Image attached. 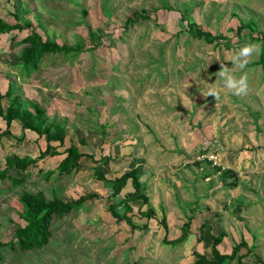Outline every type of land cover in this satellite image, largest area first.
Here are the masks:
<instances>
[{
  "label": "rangeland",
  "instance_id": "1",
  "mask_svg": "<svg viewBox=\"0 0 264 264\" xmlns=\"http://www.w3.org/2000/svg\"><path fill=\"white\" fill-rule=\"evenodd\" d=\"M134 10L150 18L125 29ZM15 12L19 22L30 27L0 36L1 90L6 91L12 81L14 95L25 107L42 104L49 121L64 124L69 138L94 158H84L78 172L61 175L56 170L47 180L36 174L37 169L56 168L65 153L48 155L27 169L34 174L21 185L0 181V264H194L195 252L211 255L209 230L223 235L219 245L223 253H231L242 239L255 245L251 254L241 248V264H260L257 258L264 262L260 53L243 71L234 69L235 75L247 77L246 94H232L216 76L221 64L233 68L230 58L244 44L261 46L264 0H0V18L16 22ZM181 17L224 38L220 44L196 38L184 29ZM32 30L43 39L78 46L79 51L48 53L39 68L26 76L20 71L22 46L18 44ZM226 42L231 46L226 47ZM209 88H215L217 98L206 97ZM0 129H5L1 119ZM11 131L12 137L4 135L1 140L0 155L26 150L36 156L46 147L42 138L30 143L23 138L25 143L15 146L22 133L18 126ZM130 145L132 149L127 148ZM200 154L205 158L198 159ZM146 155L149 163L170 165L168 174L163 168L159 172V197L150 194L147 206L152 208L158 201L159 209L174 206L166 216L167 237L176 239L185 230L186 239L180 244L163 242L165 214L160 211L149 220L146 231L118 222L110 206L123 211L120 201L133 191L131 180L112 196V185L92 171L97 164L115 178L136 168L149 195L155 189H150L154 186L141 166ZM209 155L224 167L213 166ZM185 180L192 184L187 193ZM23 190L44 191L48 199L70 200L86 193H96L98 198L56 220L44 247L22 253L2 243L13 239L16 226L24 224ZM201 193L203 199L194 201L193 196ZM132 205L133 222L144 223L137 204ZM203 224L209 227L198 241ZM224 264L240 263L234 258Z\"/></svg>",
  "mask_w": 264,
  "mask_h": 264
},
{
  "label": "trees",
  "instance_id": "2",
  "mask_svg": "<svg viewBox=\"0 0 264 264\" xmlns=\"http://www.w3.org/2000/svg\"><path fill=\"white\" fill-rule=\"evenodd\" d=\"M17 18L16 22L5 21L0 18V36L2 34L13 33V31H22L30 27V24H22L19 22V16L15 12L13 15ZM150 18L149 14L145 12H139L134 10L127 17L124 25L125 29H128L131 25L139 22L140 19ZM185 22L184 29L196 38L204 39L207 42L217 41L220 44V39L224 38L222 35H215L211 31L202 29L195 22L186 21L185 17H181ZM244 25L242 24L240 28ZM239 28V29H240ZM242 29H240L241 31ZM16 35L11 37L14 41ZM261 49L259 64L264 67V36L260 38ZM19 46H22L19 64L20 71L29 76L33 71L39 68V65L43 57L48 53H63L69 54L79 51L78 46H70L67 44H60L56 41L43 39L42 35L35 30L30 31L26 36L19 41ZM226 47H230V43H224ZM15 43H11V47H14ZM14 86L12 81L9 82V86L6 91H2L0 87V119L5 124V129H0V143L4 135L12 137L11 128L18 126L22 136L17 141L15 146H19L22 141L28 136L26 133H33L35 139L43 138L46 141V147L44 150H40L39 154L35 157L25 153H19L16 151H10L0 160V181L8 180L12 187H16L24 183L29 176L27 170L30 166L37 163L38 160L50 155L57 156L65 153L63 159L60 160L56 168L43 171L42 168H38L36 174L43 175L47 180L58 170L61 175H69L73 172H78L83 167L84 158H94L91 153H85L81 151L76 142L69 138L68 132L61 122L49 121L46 116V109L40 103H31L25 107L23 101L19 95H14ZM24 138V139H23ZM60 147H64L60 150ZM106 161L110 160L109 156H104ZM220 168V167H216ZM93 174L99 179L105 181V183L111 184L113 191L112 196L119 195L127 182L131 180L133 191L126 192L122 197L120 203L124 207L123 211L117 210L116 205L112 204L110 210L113 216L117 218L118 222L125 221L130 224L132 229H138L140 231H146L149 227V220L156 216L153 208L148 207V196L145 186L140 181V174L138 169L133 168L129 172L123 173L119 177L109 178L104 171L96 164L92 167ZM98 198L96 193H86L80 195L77 198L70 200H64L58 196H54L52 199H48L44 191L32 192L29 190H23L20 195V201L24 205V214L22 219L24 224H18L13 232V239L6 243H2V246L9 247L12 251H20L27 253L40 249L49 243L52 235V226L56 220L63 218L69 213L78 210L85 202ZM137 204L141 217H144L146 221L142 224H136L133 222L130 213L133 211V205ZM165 227V236L163 242L167 245H177L182 243L186 239V231L176 239H168L167 232V218L166 215L161 220ZM188 222L185 226H188ZM209 227L207 224L201 226V234L197 238L198 241L204 238L203 229ZM210 249L211 255L195 252L196 261L194 264H224L227 261H231L234 258L238 259L241 264L244 254L239 252L242 247L247 248L248 253H252L255 249V245L252 243L249 245L245 239H242L239 243H235L231 253H223L219 249V245L223 240L222 234H215L209 230ZM257 263L264 264L260 258H257Z\"/></svg>",
  "mask_w": 264,
  "mask_h": 264
},
{
  "label": "clouds",
  "instance_id": "3",
  "mask_svg": "<svg viewBox=\"0 0 264 264\" xmlns=\"http://www.w3.org/2000/svg\"><path fill=\"white\" fill-rule=\"evenodd\" d=\"M260 45L255 42H248L244 44L235 54L230 58V62L233 68L221 64L220 70L216 73V76L223 81V87L234 95H244L248 90V80L245 75L237 76L234 73V69L243 71L252 58L258 56L260 53ZM213 96L218 97V93L215 88H209L206 97Z\"/></svg>",
  "mask_w": 264,
  "mask_h": 264
},
{
  "label": "crops",
  "instance_id": "4",
  "mask_svg": "<svg viewBox=\"0 0 264 264\" xmlns=\"http://www.w3.org/2000/svg\"><path fill=\"white\" fill-rule=\"evenodd\" d=\"M144 116H146L148 113H146V112H144ZM14 126H17V125H14ZM131 130V129H130ZM132 131V130H131ZM28 136H26V138H25V141H27V142H29L30 143V141H28V140H32V141H36V139H35V135L33 134V133H26ZM43 139V138H42ZM44 140V139H43ZM45 141V140H44ZM23 142V141H22ZM46 142V141H45ZM25 142H23V143H21V144H24ZM20 144V145H21ZM0 148H1V145H0ZM127 148H129V149H132L133 147H132V145H130V146H128ZM144 150H146V148L145 147H142ZM16 152H19V153H22V154H25V153H27L26 152V150H18V151H16ZM39 152H40V150H39ZM39 152H38V154H39ZM147 151H144V153H146ZM28 154V153H27ZM37 154V155H38ZM36 155V156H37ZM3 156H5V155H0V159L3 157ZM33 156V155H32ZM33 157H35V156H33ZM147 160H150V157L148 156V155H146L145 157H144V160L142 161V165L141 166H143L144 168H145V172L144 173H147L148 175H149V177L147 178V175H146V180H148V179H150L149 180V182H150V186L151 185H153L154 187H152V188H150V189H155V190H153V191H151L150 193H149V195H148V193H147V196H148V199H149V201L151 200V198H149V197H151L150 196V194L152 195V197H155V196H158L159 197V195L157 194V191H156V183H157V179L159 178V172L162 170V168H163V170H166V169H169V172H170V165L166 162L164 165H162V164H160V163H155V162H147ZM150 164V165H149ZM162 170V171H163ZM166 172H167V170H166ZM169 172H167V174L169 173ZM181 175V174H180ZM142 176L140 175V178H141ZM184 179H186V178H184ZM187 180H185L184 182L186 183L184 186H183V188H184V190H185V193H187V192H190V187H192V184L191 183H188V182H186ZM161 182L159 181L158 182V184H160ZM203 184H205V183H203ZM179 189V188H178ZM185 193H183L182 194V196L183 197H185L186 196V194ZM156 194V195H155ZM204 195V193H201V194H197V195H195V196H193L194 197V201H197V200H199V199H203V196ZM207 197H210L209 195L207 196V195H205V198H207ZM167 198H169V200H170V197L169 196H167ZM174 199H175V197H174ZM148 201V202H149ZM170 202L171 201H168V205L170 204ZM164 205V204H163ZM158 206H160V202L158 201V203H157V205L155 206H152V208L154 209V211H155V213H156V216L157 215H159L160 214V212L162 213V214H165L166 216L168 215V213H169V211L170 212H172L173 210H174V206L172 205V206H169V208H166V206L164 205V209L163 208H161V209H159V207ZM210 207V206H209ZM161 210H163V211H161ZM169 210V211H168ZM160 211V212H159ZM200 213H204L205 211L204 210H198ZM199 213V214H200Z\"/></svg>",
  "mask_w": 264,
  "mask_h": 264
},
{
  "label": "built area",
  "instance_id": "5",
  "mask_svg": "<svg viewBox=\"0 0 264 264\" xmlns=\"http://www.w3.org/2000/svg\"><path fill=\"white\" fill-rule=\"evenodd\" d=\"M205 156L206 155L200 154V155H198V159H201V158L203 159V158H205ZM207 158H208L207 160L210 161L213 166H218V167H221V168L224 167V166L220 165L218 162L215 161L214 156H210L209 155V156H207Z\"/></svg>",
  "mask_w": 264,
  "mask_h": 264
}]
</instances>
